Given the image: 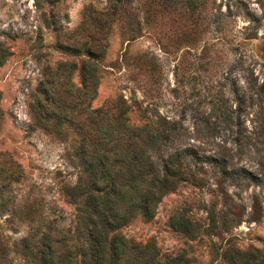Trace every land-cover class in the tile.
<instances>
[{
	"label": "rangeland",
	"instance_id": "374dc122",
	"mask_svg": "<svg viewBox=\"0 0 264 264\" xmlns=\"http://www.w3.org/2000/svg\"><path fill=\"white\" fill-rule=\"evenodd\" d=\"M134 1H140L139 15L118 18L108 33L107 51L100 60L103 76L92 106L107 104L119 93L142 105L159 101V112L181 119L187 142L195 146L202 142L196 125L203 123V117L212 126L221 120L226 123L229 116V127L204 145L205 152L219 149V144L233 149L243 145L246 150L239 163L260 179L227 184L226 200L217 173L206 161V182L180 184L162 196L152 217L136 215L120 231L131 240H153L162 256L182 257L189 264L221 263L213 249L228 236L238 246L264 248V165L260 163L264 161V95L257 87L264 77V0H151L149 9L147 0ZM107 3L0 0V46L8 52L0 62V164L19 163L25 173L24 179L12 184L15 202L43 195L44 201H53L65 226L74 224L75 205L59 188L64 182L74 183L80 170L74 134L69 131L59 138L31 126L29 95L47 66L63 59L80 62L86 56L85 47L72 46L91 41L87 32L93 22L87 18L104 16L101 11ZM136 59L138 64L146 61L139 67ZM72 77L81 83L78 68ZM131 116L138 121L139 111ZM211 211L226 212L231 220L228 231L192 238L169 222L171 215L185 213L203 227ZM7 216L9 211H4L0 223L11 238L26 232L24 225L11 229ZM232 217L240 221L232 224Z\"/></svg>",
	"mask_w": 264,
	"mask_h": 264
},
{
	"label": "trees",
	"instance_id": "16d2710c",
	"mask_svg": "<svg viewBox=\"0 0 264 264\" xmlns=\"http://www.w3.org/2000/svg\"><path fill=\"white\" fill-rule=\"evenodd\" d=\"M107 1L101 11L104 16L91 14L87 18L93 22V29L87 32L91 41L72 46L85 47L86 56L80 62L63 59L47 66L29 95L31 126L43 127L59 138L66 137L69 131L74 134L73 149L80 170L74 183L64 182L59 188L75 205L74 224L61 223L53 201H44L43 195L15 202L12 184L24 179L25 173L19 163L0 164V215L9 211L5 220L15 231L19 225L26 226L24 234L11 238L0 223V264H189L182 257L162 256L153 240L127 238L120 227L136 215L152 217L162 196L180 184L206 182V161L217 173V185L225 199L227 184L243 185L260 179L239 163L246 150L243 145L233 149L219 144V149L205 152L204 145L214 142V135L229 127V116L226 123L221 120L212 126L203 117V123L196 125L202 142L195 146L187 142L188 131L181 119L167 118L159 112V101L142 105L119 93L107 104L92 106L103 76L100 60L107 51L113 22L138 16L141 7L140 1ZM151 2L145 3L148 9ZM148 15L150 10H146ZM136 23L139 25V21ZM7 53L0 46V62ZM141 64L137 60L135 65ZM76 68L80 84L72 77ZM257 87L264 95V77ZM136 110L138 121L131 116ZM260 163L264 165L261 159ZM229 204L225 209L231 207ZM208 218L203 227L185 213L171 215L169 222L192 238L203 232L220 235L228 231L231 220L225 211H211ZM231 219L232 224L240 221L237 217ZM14 220L18 224H12ZM230 238L220 248L214 246L219 264H264V248L241 247Z\"/></svg>",
	"mask_w": 264,
	"mask_h": 264
}]
</instances>
